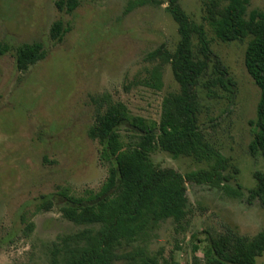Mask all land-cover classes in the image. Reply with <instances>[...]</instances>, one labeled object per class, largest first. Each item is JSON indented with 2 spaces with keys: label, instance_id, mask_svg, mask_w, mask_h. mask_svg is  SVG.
I'll use <instances>...</instances> for the list:
<instances>
[{
  "label": "rangeland",
  "instance_id": "rangeland-1",
  "mask_svg": "<svg viewBox=\"0 0 264 264\" xmlns=\"http://www.w3.org/2000/svg\"><path fill=\"white\" fill-rule=\"evenodd\" d=\"M57 1L0 0V45L13 49L41 42L46 50L45 59L25 72L16 68L12 50L0 54V264H50L51 244L83 229L63 217L60 193L87 197L108 177L102 147L87 134L97 109L121 102L131 116L158 123L163 99L179 93L171 65L149 58L160 47L173 54L180 40L167 11L170 0H78L71 15L61 12ZM178 1L192 21L203 25L211 49L236 84L232 98L202 96L198 117L207 141L236 169L225 173L232 188L241 186L242 195L232 198L217 188L186 184L185 219L162 222L149 252L179 264H205L208 237L254 238L264 231V206L248 200L256 186L254 173H264V158L249 150L260 91L244 65L249 39L219 41L206 19L208 0ZM255 9L264 11V0H250L247 12ZM58 20L70 30L54 42L49 33ZM156 68L160 90L147 84ZM128 134L121 130L123 140ZM151 160L182 175L208 169L160 149ZM47 200L52 208L40 210ZM256 264H264V255Z\"/></svg>",
  "mask_w": 264,
  "mask_h": 264
},
{
  "label": "trees",
  "instance_id": "trees-1",
  "mask_svg": "<svg viewBox=\"0 0 264 264\" xmlns=\"http://www.w3.org/2000/svg\"><path fill=\"white\" fill-rule=\"evenodd\" d=\"M147 2L143 0L140 3ZM250 0H208L207 16L216 38L223 43L249 39L244 65L260 91L249 145L252 155L264 158V11L247 12ZM57 8L68 15L79 6L78 0H58ZM167 11L178 26L180 40L173 54L165 47L152 52L150 59H162L171 65L179 85L178 94L162 101L158 123L131 116L121 102H111L97 109L95 120L87 134L102 147L100 158L109 165L108 177L97 193L87 197L69 196L61 192L63 217L83 227L51 244L50 264H179L161 253L151 254L149 244L160 224L171 219L180 224L187 215L186 184L217 188L232 198L241 197V186L232 188L227 172L230 164L211 145L199 125L202 96H234L235 82L228 67L211 49V41L202 24L192 21L178 0H170ZM70 29L63 20L53 23L49 36L61 42ZM14 52L16 68L25 72L46 57L41 42L21 44L15 48L0 45V54ZM154 89L163 86L156 68L151 76ZM127 130L123 140L121 130ZM160 149L177 158L190 157L205 163L200 169L182 175L171 168H158L151 154ZM255 188L248 200H258L264 206V173L255 172ZM52 201L42 209L52 208ZM32 225H28L31 229ZM208 237L203 258L205 264H256L264 255V231L254 238L237 235ZM200 242V241H199ZM200 248L195 246V250Z\"/></svg>",
  "mask_w": 264,
  "mask_h": 264
}]
</instances>
